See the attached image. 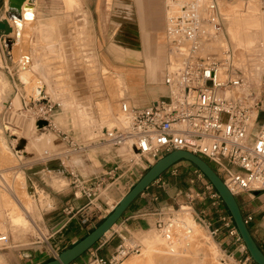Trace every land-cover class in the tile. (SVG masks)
Instances as JSON below:
<instances>
[{"label":"rangeland","instance_id":"374dc122","mask_svg":"<svg viewBox=\"0 0 264 264\" xmlns=\"http://www.w3.org/2000/svg\"><path fill=\"white\" fill-rule=\"evenodd\" d=\"M36 1L37 10L42 17L48 18L54 14L53 11L57 10V18L61 21L59 27L63 30L65 36H69L70 29H75V32L84 35L85 40L87 38L88 41H92L95 36L98 47L92 44L90 52H98L100 55L106 53L108 56L104 57V64H98L96 59L90 61L87 52L82 50L83 46L81 43L85 41L82 35L78 42L77 40H62L58 42L57 48L44 49L42 54L33 55L34 52L32 54L31 46H29L30 64L39 72L44 87L48 92L47 97L41 99L37 98L34 92L36 86L35 77H31L28 81L33 86V89L23 84L24 82L20 79L19 71L21 64H18V50L17 47H11L14 37L6 38L5 35L0 34V236L13 237L15 240H19L18 242L12 243L16 245V251L31 248L35 245V242H41L43 237H45L46 232L43 226V214L50 209V193L56 191L50 187L53 184L49 183V181L51 182L52 179H56L58 180V186L53 187L66 188L68 186V180L65 177L70 178L69 169L67 168H74L75 174H78L88 184L95 183L96 181L102 182L96 194L97 199L94 202L99 211L97 209L95 210L100 215H105L106 211L113 209L116 206L117 196L123 193L122 186L118 182H115V178L103 182L102 178L106 177V174L103 173L104 176H101V170L98 172L96 170L91 173L86 171V167L91 164L87 157L90 146L98 147L96 156H99V159H103L104 162L109 160L117 161L113 149L109 148L103 142L99 143L96 141L100 131L92 127L93 125L85 116L87 108H93L94 113H96V116L101 121L109 122L103 126V129H112L116 126V118L120 120L119 114L120 105L123 102L122 99L129 97L128 88L126 87L127 84L125 85V78L122 76V73L118 72L119 68L114 66L118 65L117 63L122 62V60L108 53L110 42L117 37L118 31L115 33L116 28L111 23V19H106V0H82V14L73 11L67 16L66 12L68 10L65 9L62 0ZM218 2L223 20V32L220 33V36L213 37L211 40V48L217 49L218 53L223 48H230L236 58L238 69L250 80L256 82L264 73V0H218ZM97 6L99 9H97ZM93 7H95V10L97 9V12L100 10L102 14L99 20H97V15H95ZM3 16L4 14H2L0 19ZM226 16L229 20L226 19ZM98 21H101L102 24H98ZM238 35L244 45L241 48L232 40L233 36L238 37ZM208 42L209 37L205 45ZM111 43L113 44L114 41ZM110 52L113 54V49ZM82 53H84V56L81 55ZM167 54L168 57L171 55L168 44ZM175 61L172 58L171 64L174 65ZM36 77L39 78L38 75ZM36 98L39 102L34 103V101H37ZM47 102L49 104H58L59 108L55 107L51 116L39 117L36 113L37 106ZM97 102L100 104H97ZM43 125H48L49 128L47 129L58 137V145L55 144L52 148H48L42 144L40 138L37 139L34 137L35 127H41ZM79 126L91 128L85 129ZM24 139L27 140L26 150L18 155L26 160H31L32 157L33 159L25 162L23 165L21 163L23 160L20 159L19 162L18 157L15 154L13 155V153L16 152L15 150H19V144L16 143V140ZM71 142L76 146H85L87 144V152L85 150L80 153L71 152L67 154L66 151L69 149ZM88 142L91 144H88ZM121 151L119 150L115 154H119L123 158L121 159H125L126 162L128 159L120 154ZM74 154L78 155L77 157H81L85 167L73 163V157L76 156ZM206 163L213 168L212 164ZM189 166H191L189 175H185V177L176 180V188L183 189L184 191L175 200V204L169 211L164 210L161 218V223L164 225L161 228L162 231L166 224L172 223L176 218L189 215L194 221L193 207H199L201 206L199 205L200 203L206 202L207 186L213 190L209 182H207L196 167L192 164ZM15 177H24V185L18 189L24 195H27L28 202L21 200V203L23 202L22 204L25 210L28 211L27 215L29 219L37 226V232L33 231L29 224L27 230L18 231L12 223L16 217H11L14 215V211L13 204L10 202L14 197L18 196L17 180H15ZM189 179L193 182L190 183L188 181ZM70 183L71 179H69ZM22 188L23 190L21 191ZM71 188L70 185L62 193L69 192ZM187 188L195 189L199 193H205V196L202 199L200 197L201 200L195 199L190 203L186 199L185 193L188 192H185V190ZM256 198L252 200V205L261 203L264 200V195L258 194ZM238 199L239 201L248 202L245 195L239 196ZM207 200L209 199L207 198ZM209 201L212 202L211 200ZM221 204L224 207L222 202ZM186 206L191 208L192 211L189 212L188 210L190 209L186 208ZM180 207H182L181 209H185L181 210ZM181 211L185 212L183 214H186V211L189 214L183 215ZM251 211L252 208L249 209L248 214H252ZM20 218H22V215ZM194 222L199 228L200 234H202H196L194 240L197 239L202 242H199L198 245L192 243L196 245L192 252L195 255L193 257L199 258V260L208 257L209 252L205 251V248L207 250L208 247L204 246V242L210 240L211 243H214L222 251V258L226 264H241L235 261L229 253L224 251L218 237L210 236L209 230L207 231L199 219L196 218ZM151 225L152 229L148 231L135 236L132 235L130 237L129 235L125 237L124 247L127 250H135L128 254L125 259H122L119 264H147L153 253L147 252L148 242L145 244L141 240L146 238L145 240L148 241L154 233L160 235V232H162L160 231L161 229L154 226V223H151ZM246 226L247 228L249 227V225ZM232 227L235 230L233 223ZM199 235L201 239H199ZM236 244L240 245V247L243 245L241 240L236 242ZM6 251H11V248L0 251V253ZM243 252L247 253L246 250ZM54 258L51 257L52 260ZM201 264L204 263L202 262Z\"/></svg>","mask_w":264,"mask_h":264},{"label":"built area","instance_id":"2783aa9c","mask_svg":"<svg viewBox=\"0 0 264 264\" xmlns=\"http://www.w3.org/2000/svg\"><path fill=\"white\" fill-rule=\"evenodd\" d=\"M174 3L166 15L164 35L173 60L178 57L179 64L169 67L162 78L165 94L144 108L122 102L125 124L101 130L97 142L115 153L124 150L129 163L138 159L146 167L174 151L190 152L213 165L234 197L246 195L252 201L258 194L264 195V73L255 88L231 58L203 55L207 38L223 32L217 0ZM37 107V115L44 118L59 105L47 102ZM67 151L80 153L85 149L71 142ZM67 169L73 198H84L88 206L98 210L94 202L102 182L88 184L74 168ZM206 189L213 206L221 204L217 194L209 186ZM204 196L189 193L187 200ZM262 206L264 210V201ZM243 220L250 225L252 214L244 215ZM219 221L227 236L239 242L230 217L221 214ZM86 222L85 217L82 223ZM201 222L212 237L217 236L218 229ZM162 226L161 221L156 224L159 229ZM1 241L8 240L2 237ZM134 250H126L123 239L109 259L93 254L87 264H118ZM240 250L245 251L243 245ZM245 263L254 264L251 260Z\"/></svg>","mask_w":264,"mask_h":264},{"label":"crops","instance_id":"0c3cea01","mask_svg":"<svg viewBox=\"0 0 264 264\" xmlns=\"http://www.w3.org/2000/svg\"><path fill=\"white\" fill-rule=\"evenodd\" d=\"M62 1L65 9L68 10L66 16L70 15L73 11L82 14V0ZM33 5L35 17L29 44L32 54L34 52L33 55L42 54L43 50L47 48H57L58 42L62 40H77V42L80 40L82 34L80 35V33L75 32V29H70L68 37L64 35L63 30L59 27L61 21L57 18V10L53 11L54 14L52 16L46 18L39 15L36 0H34ZM97 9H99L98 6ZM97 9L95 10V7H93V11L95 15H97V20H99L102 14L100 10L97 12ZM7 10L8 0H0V17L4 14L3 18L0 20L5 19ZM106 12V19L110 18L111 23L116 28L115 33L118 31L117 37L112 40L114 43L112 44V41L110 42L108 53L122 60V62H118V65L114 66L119 68L118 72L122 73V76L125 78V85L127 84L126 87L128 88V99L131 105L144 108L165 94V89L161 85L162 77L169 68L168 66L172 59L171 55L168 57L167 42L164 35L166 20L165 0H106ZM98 24H102L101 21H98ZM9 26L13 28L11 23ZM10 37H14V35L12 34ZM82 37H84V35H82ZM92 44L98 47L95 36L92 41H88L86 38V40L81 43L90 61L96 59L98 64H104V57L108 55L106 53L100 55L98 52H90ZM112 49L114 52L113 54L110 52ZM34 70L38 72L35 68ZM97 104L100 103L97 102ZM79 127L85 129L91 128L84 126ZM24 140L27 142L26 139ZM88 144L91 143L88 142ZM86 145L84 147L87 152ZM97 149V146L89 147V154L87 153V157L91 164L86 167V171L91 173L96 170L97 172L101 170V176H104L103 173L106 174V177L102 178L103 182L115 178V182H118L123 188V193L117 196V204L119 199L123 197L130 187L144 174L146 164L141 162L139 165H136L135 162L129 163L128 160L125 162V159L122 160L123 158L119 156V154H115V152L114 155L117 157V161L109 160L104 162L103 159H99V156H96ZM14 154L18 157L19 162L20 159L23 160V162H21L23 165L25 162L33 159L31 156V160H26L17 153H13V155ZM120 154L128 159V157L125 156L124 150H122ZM77 156L78 155L73 157V161H76L77 165L85 167L84 161L80 156ZM118 158H120V160H118ZM189 165L190 164L186 161H180L164 172L130 204L108 234L72 264L88 263L93 254L100 258L109 259L122 240H125V237L129 235L130 237L132 235L135 236L152 229L151 223H154V226H156V224L162 220L161 218L164 210L169 211L175 204V200L183 193V189L176 188V180L185 177V175H189V171H191V166ZM65 178L68 180V186L66 187L68 188L70 187V178ZM15 180H17V197H19V200L15 199V197L13 200H16L17 206L21 210L23 217H25V207L22 203L24 201L28 202V197L18 189L24 185V177H15ZM188 181L190 183L193 182L190 179ZM49 183H52L53 186H58V180L56 179H52ZM53 186L50 187L56 191L50 193L51 199L48 197L50 200V209L43 214V226L46 232L43 240H41V242H35L37 246L34 245L26 250L19 249L16 251L15 249L17 247L12 243L18 242L19 240H15L13 237L9 238V248H11V251L0 253V264H44L46 261L52 260L51 257H56L60 252L71 247L74 243L86 236L89 230L94 229L112 210L106 211L105 215H100L99 212L88 206L84 198H73L71 189L67 193H62L66 188H55ZM22 190L23 188L21 191ZM185 192H188L185 193L186 199L189 193H199L195 189L190 188H187ZM238 197L239 196H237L236 199H238ZM20 200H23V202L21 203ZM263 201L257 203V205H252V201L250 202L249 200L248 202L239 201V203L244 215L248 214L249 209L252 208L251 213L254 220L249 225L250 234L264 254ZM199 205L201 206L193 207L194 221L197 218L200 221L209 223L212 230L218 229L216 237H218L224 251L229 253L235 261L246 264L245 262L250 260L247 253L242 252L234 239L228 237L226 231L221 227L219 221L220 215L225 214L228 216L222 204L213 206V202H210L206 198V202L200 203ZM182 207H180V209ZM186 208L189 207L186 206ZM189 209L191 210V208ZM85 217L87 222L83 224L82 219ZM27 221L30 225L32 224L31 229L37 232L36 226L29 217ZM6 249L8 248L0 249V251H5Z\"/></svg>","mask_w":264,"mask_h":264},{"label":"bare ground","instance_id":"6f19581e","mask_svg":"<svg viewBox=\"0 0 264 264\" xmlns=\"http://www.w3.org/2000/svg\"><path fill=\"white\" fill-rule=\"evenodd\" d=\"M68 1H72V0H68ZM33 2H34V0H23V2L19 5L18 9H16L14 7L10 8L8 6L6 17L4 20H1V21L5 22L6 27L11 28L9 26L10 23L13 25V28H11V33L8 35H5V36H6V38H9L10 35H12V34L14 35V40L11 43V47L12 46L17 47V50H18V54H19L18 64H21V69L19 71L20 79L24 82L23 84H26L27 87L33 89V86L31 84H29L28 81L31 79V77H35L36 78L35 79V85L36 86H35V91H34L35 95L37 98L43 99V98L47 97L48 92H47L46 88L44 87L43 80L40 77L39 72H36L34 70V67H32L30 64V58H29L30 56H29V50H28V46L30 44V38H31V31H32L33 23H34V17H35L34 16ZM217 3H218L219 12L221 15L220 5H219L218 0H217ZM174 5H175L174 0H165L166 15H167V13H169L172 10V7ZM226 19H228L227 16H226ZM231 35H233V34H231ZM218 36H220V34ZM218 36H216V37H218ZM213 37L214 36H210L209 42L207 43V45H205L203 47V49H204L203 55L207 58L217 57V58L222 59V60H225L227 58H231L233 64L237 67L236 58H235L233 52L230 50V48H228V47L223 48L222 51H219L220 53L217 52L218 51L217 49L211 48V44H212L211 40L213 39ZM232 40L235 41L236 45H238L240 48L242 46H244L239 35H238V37L233 36ZM248 42H249V40H248ZM239 47H237V48H239ZM219 48H221V47H219ZM81 55L84 56V53H82ZM176 64L177 65L179 64V58L178 57L176 58V61L174 62V67L176 66ZM170 65H171L170 66L171 68H174L173 64L170 63ZM37 75L39 78L36 77ZM244 77L247 79V81L250 84L253 83L252 85H254L255 88H257L259 86L260 79L256 80V82H254V81L250 80L248 77H246L245 75H244ZM36 99H34V100H36ZM122 101L125 102L127 105L132 106L128 98L122 99ZM37 102H39L38 99H37V101H34V103H37ZM94 112L95 111L93 108H87V112L85 113V116L89 119L91 124L93 126H95L97 128V130L100 131L104 128L103 126L108 124L109 122L101 121V119H99L98 116H96V113H94ZM119 115H120V120L118 118H116V126L117 127L121 124H125L124 118H122V114H121V106H120V114ZM107 116H108V114H107ZM47 128H48V125H43L41 127L36 126L35 127V133L33 135L37 139L40 138L42 144H44L46 147L52 148L53 146H55V144H57V145L59 144V140H58V137L55 134H53L52 132H50L49 129H47ZM100 136H101V132L99 133V135H97V140ZM16 141L15 142L19 144V150H15L16 151L15 153L20 154L21 152H25L26 147H27V142L25 140H16ZM84 149H85V147H84ZM74 155H76V154H74ZM73 163H76V161H73ZM135 164L136 165L140 164L138 159L135 161ZM76 165H77V163H76ZM18 198L19 197H17V196L15 197V199H18ZM15 201L13 199L11 200V203L13 204V211H14V213H13L14 215L11 217H16L15 219H13L12 223L16 226L15 229H17L18 231L19 230L20 231L21 230L22 231L27 230L28 224H29V222L27 221V218L29 217L27 215L28 211H26V210L24 211L26 214V216L24 217L26 219L25 220L23 218V214H22L21 210L19 209V207L17 206ZM184 209L185 208H183L181 210H184ZM188 211L190 212L191 210H188ZM183 213H185V212L183 211L181 214H183ZM186 214H189V213H187V211H186ZM186 214H183V215H186ZM21 215H22V218H20ZM32 223L35 225L34 222H32ZM31 225L29 224L30 227H31ZM32 227H34V226H32ZM36 228H37V226H36ZM160 231H162V229ZM160 233H161L160 235H157L156 233H154V235H152L148 239V241L145 240L146 238L141 240L145 244H146V242H148L147 243V252L153 253V255L149 258L147 264H201L202 262L204 264H226L225 260H223V258H222V251L219 250L214 243H211L210 240L205 241L206 243L203 241L204 246L208 247V249H209V250L208 249L206 250V248H205V251L209 252L208 257H204L203 260H199V258L197 259V258L193 257L195 255L192 252L194 251L195 246L198 245L199 242H202V241H198L197 239L194 240V236L198 233L200 234V231H199V228L197 227L196 223L191 219V217L189 215L184 216V217H180V218H176L174 221H172V223L166 224L164 230ZM200 235H202V234H200ZM200 235H199V237H200ZM2 237L7 238V240H8L7 243H3L1 241ZM199 239H201V237ZM192 243H196V245L192 244ZM192 246H194V247L191 248ZM9 247H10L9 238L7 236H0V249L9 248ZM127 264H130V263H127Z\"/></svg>","mask_w":264,"mask_h":264},{"label":"water","instance_id":"95a60500","mask_svg":"<svg viewBox=\"0 0 264 264\" xmlns=\"http://www.w3.org/2000/svg\"><path fill=\"white\" fill-rule=\"evenodd\" d=\"M22 2L23 0H8V6L18 9ZM10 33L11 28L6 27L4 21H0V34L8 35ZM180 161H186L192 164L206 178L230 215L235 231L249 255L250 260L254 264H264V254L257 246L244 223L240 207L235 197L229 192L216 172L204 160L187 151H174L161 157L150 167H146V171L141 178L119 199L116 206L103 218L102 222L97 227L71 247L60 252L53 260L44 264H72L75 260L84 255L116 225L130 204L141 195L147 187Z\"/></svg>","mask_w":264,"mask_h":264},{"label":"trees","instance_id":"16d2710c","mask_svg":"<svg viewBox=\"0 0 264 264\" xmlns=\"http://www.w3.org/2000/svg\"><path fill=\"white\" fill-rule=\"evenodd\" d=\"M213 169V168H212ZM214 170V169H213ZM215 171V170H214ZM216 172V171H215ZM205 178V177H204ZM206 179V178H205ZM208 182V181H207ZM216 193V192H215ZM236 199V198H235ZM236 201H237V203H238V205H239V207H240V203H239V200L238 199H236ZM225 210H226V208H225ZM240 210H241V208H240ZM226 212H227V210H226ZM241 213H242V211H241ZM227 214H228V212H227ZM228 216L230 217V215L228 214ZM242 216H243V213H242ZM101 223V222H100ZM99 223V224H100ZM99 224H97V226L99 225ZM96 226V227H97ZM93 229H91V230H89V232L88 233H90L91 231H92ZM248 230H249V232L251 233V231H250V228L248 227ZM95 246V245H94Z\"/></svg>","mask_w":264,"mask_h":264}]
</instances>
